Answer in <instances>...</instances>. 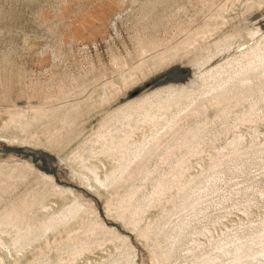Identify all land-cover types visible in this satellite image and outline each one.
I'll return each instance as SVG.
<instances>
[{
  "label": "rangeland",
  "instance_id": "1",
  "mask_svg": "<svg viewBox=\"0 0 264 264\" xmlns=\"http://www.w3.org/2000/svg\"><path fill=\"white\" fill-rule=\"evenodd\" d=\"M0 264H264V0H0Z\"/></svg>",
  "mask_w": 264,
  "mask_h": 264
}]
</instances>
